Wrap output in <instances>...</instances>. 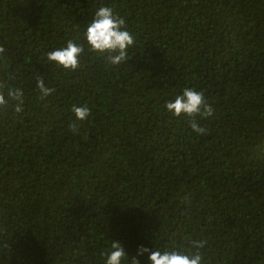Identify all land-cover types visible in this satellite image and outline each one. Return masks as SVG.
I'll use <instances>...</instances> for the list:
<instances>
[{"label":"trees","instance_id":"16d2710c","mask_svg":"<svg viewBox=\"0 0 264 264\" xmlns=\"http://www.w3.org/2000/svg\"><path fill=\"white\" fill-rule=\"evenodd\" d=\"M101 7L134 39L118 66L88 51ZM69 40L75 71L47 61ZM0 46L24 94L0 109V264H105L112 242L151 264L141 246L194 241L202 264H264V0H0ZM186 87L214 109L206 135L165 107Z\"/></svg>","mask_w":264,"mask_h":264},{"label":"clouds","instance_id":"9594fccd","mask_svg":"<svg viewBox=\"0 0 264 264\" xmlns=\"http://www.w3.org/2000/svg\"><path fill=\"white\" fill-rule=\"evenodd\" d=\"M85 39L88 51L97 57L106 58L107 63L112 66L126 62L129 56L128 50L134 44L132 35L126 30L125 20L119 15H114L113 9L110 7H101L95 13V18L87 27ZM4 52L5 48L0 46V55ZM84 53V45H77L74 41L69 40L65 47L48 52L47 61L66 71H75L79 67V58ZM6 88L5 94L4 89ZM37 89L41 100L46 99L55 91L46 87L42 78L37 79ZM23 97L22 89L8 87L3 80H0V109L11 105L15 114L23 113ZM165 107L177 118L182 115L188 118L189 127L197 135L207 134V129L202 127L196 119L198 116L201 119H207L214 113L213 107L205 100L203 92L186 87L183 89L182 95H177L174 101L166 102ZM71 111L77 121L83 122L90 116V109L87 106L81 107L74 104ZM69 130L78 133L79 127L76 122L69 124ZM205 243V241H194L191 248L187 250H169L163 253L141 246L138 255L148 253L151 264H202L203 256L200 249L205 247ZM125 256V249L121 243L112 242L111 250L105 252V264H121ZM132 264H140V262L133 258Z\"/></svg>","mask_w":264,"mask_h":264}]
</instances>
